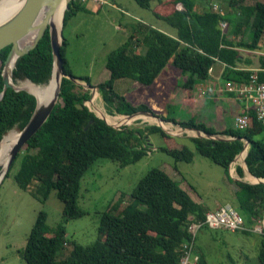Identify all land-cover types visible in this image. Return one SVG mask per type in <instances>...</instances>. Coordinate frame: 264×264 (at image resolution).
I'll return each instance as SVG.
<instances>
[{
    "label": "trees",
    "instance_id": "1",
    "mask_svg": "<svg viewBox=\"0 0 264 264\" xmlns=\"http://www.w3.org/2000/svg\"><path fill=\"white\" fill-rule=\"evenodd\" d=\"M133 1L139 7L151 10L154 17L175 30V35L141 21L131 25L127 39L106 56L108 78L95 85L107 113L131 115L142 110L150 111L146 104L132 105L115 92L114 81L127 78L150 85L170 60L182 73H188L186 83L191 86L195 80L205 79L215 62L224 64L223 80L238 83L249 80V71L233 70V67L239 60V47L250 50L259 47L264 35V0H228L227 14L204 8L195 0L159 1L155 9L150 7L152 0ZM177 3H181L180 9L175 8ZM82 10L83 3L70 0L64 11L63 26L70 16ZM220 21L227 22L228 32L221 30ZM238 36L239 40L233 39ZM65 44L62 38L60 54L65 61V74L71 75L64 56ZM9 48L7 45L0 49L1 67ZM52 65L46 31L35 48L16 60L12 80L47 83ZM257 77L264 81V70L259 71ZM73 78L90 84L86 77ZM2 87L0 72V92ZM89 98L88 90L62 77L58 102L41 127L18 151L4 176L10 175L20 158L13 173L16 185L23 190L33 185L36 190L44 186L46 192L54 190L62 203V221L52 228L46 224L45 213H37L21 251L26 264H180L184 243L190 238L187 230L190 218L203 220L206 207L194 201L175 179L157 167L150 168L137 181L130 192V201L122 208V199L118 198L99 215L95 241L83 245L68 242L65 238L64 222L88 213L77 204L80 178L84 172L99 158L118 162L121 167L140 160L148 151L150 134L160 136L164 144L160 150L170 155L175 164L178 161L190 162L194 154H198L221 166L230 181L229 164L248 142L244 158L247 169L251 175L264 178V129L251 107L247 110L244 129L229 127L222 131H215L191 119L177 121L171 115L172 111L167 116L160 115L162 121L173 122L182 128L191 127L208 134L232 137H188L194 147L191 150L171 140L170 135L156 124L145 123L141 127L122 125L119 129L108 125L84 104ZM77 105H82V108ZM34 107L32 94L6 89L0 99V140L13 127L21 130ZM86 124L88 126L84 128ZM173 168L177 169L176 165ZM235 170L239 177L243 176L241 166ZM234 182L238 186L235 202L244 221L253 224L261 221L264 218V183ZM259 236L257 259L259 264H264V231ZM63 242L68 243L69 251L64 258L57 259V251ZM199 253L196 264H206L201 249Z\"/></svg>",
    "mask_w": 264,
    "mask_h": 264
},
{
    "label": "rangeland",
    "instance_id": "2",
    "mask_svg": "<svg viewBox=\"0 0 264 264\" xmlns=\"http://www.w3.org/2000/svg\"><path fill=\"white\" fill-rule=\"evenodd\" d=\"M197 1L207 9H211V5L208 2H214L218 6L219 12L224 14L228 12L227 0ZM156 3L157 0L150 2L151 9L157 8ZM83 7L84 10L70 16L62 28V36L66 42L64 56L71 75L77 78H88L93 90L87 89V84L84 81L79 80L76 84L81 85L83 90H88L90 97L93 93H97L94 101H91L93 104L89 103V107L91 109L99 107L106 111L101 96L98 90L97 92L94 90V87L108 78V72L105 68L107 54L127 39L131 32V25L139 22V18H144L152 23L156 22V20L153 19L151 10L139 7L133 0H106V3L102 5L86 1L83 3ZM143 15L146 17H143ZM158 23L164 25L168 31L173 32V29L165 23ZM228 30L229 26L226 27L225 32H228ZM245 53L253 54L255 56L253 65H258L257 59L264 57L261 54L264 53V35L257 50L253 52L246 51ZM1 68L0 64V70ZM254 71L256 70H252L251 73ZM187 74L180 72L175 78L176 86L173 88L175 93L183 92L182 86ZM25 80L28 79L17 80L14 83L19 86ZM145 89L150 90L149 87L146 88L145 85L138 82L134 83L131 79L122 78L114 81L115 92L123 95L132 105L146 104ZM249 106L251 105L249 104ZM179 112L180 109L175 106L171 115L177 117ZM246 113H249V111ZM158 115H161V113ZM121 116L125 115L113 113L111 122L116 123L115 126L123 125L129 127H141L145 123H159V120L148 116L143 118L131 116L132 120L130 122L123 123L119 122ZM161 122L168 127L164 128L169 133L164 131L170 135L171 140L194 150L193 144L188 137L196 136V132L183 131L182 127L170 121ZM12 129L17 132L20 131L17 127ZM148 142L150 145L146 155L132 164L121 167L118 162L99 158L84 172L80 178L77 204L88 213L64 222L65 238L68 242L75 241L86 245L95 241L98 238L99 215L107 211L109 205L118 198L122 199L120 208L128 203L130 201V192L137 181L152 167L160 168L170 176H173L174 171L175 173L179 171L180 177L182 176L184 179L179 178L176 181L182 184L185 188L183 189L186 192L188 191L194 198H196L195 193L190 189L189 185L198 188L200 191L199 196L203 198L204 204L208 205V202L214 198L217 194L216 188L220 184H217L215 188L213 182L224 171L221 166L198 154H194V159L190 162L178 161L175 164L170 155L160 150V147L164 144L158 134H150ZM238 156L235 157L229 166L228 174L232 178L231 182H234V180L251 182L247 177L248 172L245 164L243 161L238 160ZM19 163L20 158L15 164V169L0 184V264H26L21 256V251L39 211L45 213L48 227L52 228L62 221V203L57 198L54 190L46 192L44 186L36 190L35 185L23 190L16 185L13 173ZM173 165H176L177 169H174ZM237 166H241L243 169L242 177H239L236 173L235 168ZM61 181L63 180L61 179ZM201 184H206L207 188L200 187ZM234 185L238 189L235 182ZM207 197L208 201H206ZM228 203L239 211L236 202L234 204L228 201ZM139 207L144 208L143 206ZM245 227V232H230L221 228L201 227L196 233L193 244L192 251L196 250V252L193 251L190 254L188 264H196L197 261L193 260V255L198 253L199 258L200 249L203 252L206 264H259L257 252L259 234L264 231L263 221H257L254 224L245 222ZM68 251V243L63 242L57 251L56 258H64Z\"/></svg>",
    "mask_w": 264,
    "mask_h": 264
},
{
    "label": "crops",
    "instance_id": "3",
    "mask_svg": "<svg viewBox=\"0 0 264 264\" xmlns=\"http://www.w3.org/2000/svg\"><path fill=\"white\" fill-rule=\"evenodd\" d=\"M159 1L164 2L165 0H157V6L160 4ZM195 2L199 3L197 0H195ZM226 3L228 7V0ZM208 4L211 6L215 5L214 2L211 1L208 2ZM175 8L177 7L175 6ZM143 17L146 16L143 15ZM153 19L156 20V22L152 23L148 20L146 21L144 18H139V21L164 31L170 35H175V30L173 28V32H171L168 31L164 25L158 23H165L164 21L154 16ZM233 39L239 40L240 37H234ZM139 49V47L136 48L137 51ZM238 49L240 51L239 60L235 63L233 70L249 71L250 73L254 69L257 73L264 70V65H262V62L264 63V57L263 59L259 57V59H257L258 65H253L255 56L253 54L245 53L246 51L253 52L257 49ZM261 54L264 55V53ZM223 70L224 64L215 62L208 71L207 77L203 80H195L192 86L191 84L186 83L187 79L189 78L187 75L182 86L183 92L175 93L173 90L174 86H176L175 78L178 74H180L181 71L174 67L170 60L159 72L154 81L150 85H145L146 88H150V90L145 89L144 91L146 105L149 107L150 111H153L156 115L161 113L162 116L169 115V113L173 111V107L177 106V108L180 109L179 116H173L177 121H187L191 119L195 122H201L215 131H222L226 128L234 127L236 117L241 113L242 109L244 107H248L250 103L246 101V99L237 98L235 92L231 93L230 91L223 90V86L226 82L223 80ZM133 82L136 83L135 81ZM233 82L238 83L234 80ZM139 117L143 118L145 115L137 112L135 114V118ZM172 175L173 176L171 177L175 180L183 178L182 176L180 177L179 171L177 173L174 171ZM217 184H220V186L217 187ZM213 185L215 188L217 187V194L210 202H208V205L203 203V198L199 196L200 191L195 186L194 190L192 189L193 185H191L192 187L189 185L190 189L195 193L196 198H194L188 191L187 193H189L190 197L194 201L202 203L206 207V210L215 209L228 201H231L235 204V191L237 189L234 185V182H231L226 178L224 171L218 177V179L214 180ZM180 186L184 188L182 184H180ZM200 187L207 188L206 184H201ZM206 201H208V197L206 198Z\"/></svg>",
    "mask_w": 264,
    "mask_h": 264
},
{
    "label": "water",
    "instance_id": "4",
    "mask_svg": "<svg viewBox=\"0 0 264 264\" xmlns=\"http://www.w3.org/2000/svg\"><path fill=\"white\" fill-rule=\"evenodd\" d=\"M62 1L64 2V10L62 15V19H63L64 11L68 8V3L70 0H23L22 5L14 13H12L10 16L0 21V49L7 45H10L9 51L3 61V67L0 71L3 81V87L0 92V99L4 95L6 89L8 88H12L16 91L18 90L27 91L26 89L17 87L15 85V83L12 80V69L14 68L16 64V60L19 57L23 56L29 50L36 47L39 40L43 37L46 31L48 32L49 44L53 59L51 76L55 74L58 79L57 94L51 101H48L47 103L39 104L37 102L36 96L33 93L27 91L28 93L32 94L35 97V107L27 123L18 132V136L10 150L5 169L3 171L0 170V182L7 173L18 151L25 144V142L41 127V125L45 122V120L51 113L55 104L58 102L61 78L67 77L68 79H71L76 83L79 81V79H75L73 78L74 76L65 74L64 72L65 61L60 54V46L63 38L62 19L59 28H56L54 25L50 23V18L54 15L56 9L59 7ZM41 8L46 9L45 16L39 22H36L37 15ZM31 33H34L31 40L27 43L21 44V41ZM12 57L14 58L13 66L11 69L8 70L7 65ZM86 86L87 89L93 90V86L91 84H87ZM94 88L97 90V87ZM77 106L79 108H82V105H77ZM136 113L126 116L127 117L135 116ZM138 113H142L145 116L152 117L159 121H162V118L156 115L153 111L142 110V111H138ZM100 118L104 119L102 116H100ZM90 122L91 121H89V123ZM88 124H86L84 128H86ZM156 125L160 126L163 130L169 133L160 123H157ZM182 129L183 131H195L197 137H205V138H213V139H232V137L230 136L224 137L218 134H208L207 132L200 131L198 129L191 127H185ZM247 147H248V142L244 144L243 150H245V155L243 157V162L245 164V168L247 172L249 173L244 160L247 152ZM241 152L237 155H240ZM255 178L256 181L250 183H264V178H260V177H255Z\"/></svg>",
    "mask_w": 264,
    "mask_h": 264
},
{
    "label": "built area",
    "instance_id": "5",
    "mask_svg": "<svg viewBox=\"0 0 264 264\" xmlns=\"http://www.w3.org/2000/svg\"><path fill=\"white\" fill-rule=\"evenodd\" d=\"M84 3L90 1L92 3L102 5L106 3V0H73ZM177 9L181 8V3L176 4ZM211 9L213 11H218V6L212 5ZM221 13V12H219ZM219 26L221 30H225L227 27L226 21H220ZM211 68L208 69V71ZM224 91H230L231 93L236 94V97L239 99H246L251 104L252 109L254 110L257 120L261 123V126L264 129V81H259L257 77V72L254 71L249 76V80L245 83H235L233 81H226L223 86ZM94 94V93H93ZM90 97V99L85 100L84 104L92 111L96 116L100 118L102 116L104 121L111 125L115 126L116 123L111 122V115L99 107H94L91 109L89 103L94 101L95 96ZM93 104V103H92ZM249 107V106H248ZM248 107H244L241 113L236 117L234 122V127L239 129H244L247 124V113ZM100 110L101 113H98L97 110ZM115 127H119L115 126ZM243 158V157H242ZM264 226V218L262 219ZM201 227L208 228H221L230 232L243 231L246 229L244 225V219L241 214L228 202L221 204L215 209H209L205 211L203 220H195L190 218L187 230L190 234V238L187 242L184 243V254L180 259V264H188V259L192 253L193 244L195 241L196 233ZM262 231V230H261ZM263 232V231H262ZM261 233V232H260ZM198 256L193 255V260L197 261Z\"/></svg>",
    "mask_w": 264,
    "mask_h": 264
},
{
    "label": "bare ground",
    "instance_id": "6",
    "mask_svg": "<svg viewBox=\"0 0 264 264\" xmlns=\"http://www.w3.org/2000/svg\"><path fill=\"white\" fill-rule=\"evenodd\" d=\"M23 3V0H0V21L10 16L12 13H14ZM64 10V2L62 1L59 5V7L56 9L54 15L50 18V23L54 25L56 28L60 27V22L62 19ZM46 9L41 8L39 10V13L36 18V22H39L44 16H45ZM34 33L29 34L26 36L22 41L21 44L27 43L31 40ZM14 58L12 57L7 65V69H11L13 66ZM19 84V83H18ZM20 88L26 89L27 91L33 93L36 98L37 102L39 104L47 103L48 101H51L57 94L58 90V79L55 74L51 76L49 81L46 84L39 85L35 84L29 80L22 81L19 86ZM96 92L97 90L94 89ZM95 92V93H96ZM97 94V93H96ZM94 94V96L96 95ZM98 113H101V111L98 109ZM116 119V118H115ZM151 119V118H150ZM153 119V118H152ZM155 119V118H154ZM132 120L131 117L121 116L119 118V122H125L128 123ZM112 121V119H111ZM163 127L168 128L165 124H163L161 121H158ZM175 132V131H174ZM179 133V132H178ZM18 136V132L14 129L8 131L5 135H3L2 140L0 141V170L3 171L6 167V163L9 157L10 150ZM245 155V150L241 152V154L238 156V160H241L242 157ZM248 179L251 180V182H255L256 178L249 173H247Z\"/></svg>",
    "mask_w": 264,
    "mask_h": 264
},
{
    "label": "clouds",
    "instance_id": "7",
    "mask_svg": "<svg viewBox=\"0 0 264 264\" xmlns=\"http://www.w3.org/2000/svg\"><path fill=\"white\" fill-rule=\"evenodd\" d=\"M95 89V88H94ZM117 114V113H116ZM120 115H124V114H120ZM126 116V115H125ZM98 117V116H97ZM127 117V116H126ZM109 125V124H108ZM111 126V125H110ZM113 127V126H112ZM119 127H120V125H119ZM119 127L117 128V129H119ZM115 128V127H114ZM244 157V156H243ZM241 161H243V158L241 159ZM231 164V163H230ZM230 164H229V166H230ZM228 170H229V168H228ZM234 207V206H233ZM236 209V208H235ZM209 210V209H208ZM242 216V215H241ZM244 225H245V222H244ZM246 230V229H245ZM244 231V230H243Z\"/></svg>",
    "mask_w": 264,
    "mask_h": 264
}]
</instances>
